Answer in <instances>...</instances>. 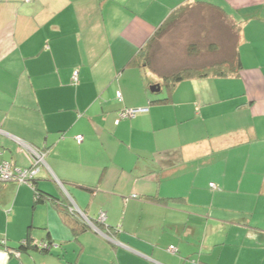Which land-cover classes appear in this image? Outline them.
Wrapping results in <instances>:
<instances>
[{"label": "crops", "instance_id": "crops-1", "mask_svg": "<svg viewBox=\"0 0 264 264\" xmlns=\"http://www.w3.org/2000/svg\"><path fill=\"white\" fill-rule=\"evenodd\" d=\"M184 5L228 21L215 61L242 68L156 97L164 73L133 58ZM22 144L48 150L38 191L94 225L1 183L0 264H264V0H0V162L30 167ZM205 158L220 173L196 179Z\"/></svg>", "mask_w": 264, "mask_h": 264}, {"label": "trees", "instance_id": "trees-1", "mask_svg": "<svg viewBox=\"0 0 264 264\" xmlns=\"http://www.w3.org/2000/svg\"><path fill=\"white\" fill-rule=\"evenodd\" d=\"M191 8L192 6L190 7L188 5H184V6H181L173 10V12L160 24L154 36L151 37L150 40L134 56L133 64H138L140 63L141 60H144L149 65L150 68H153V64H151V62H152V56L154 52V46L156 45V43H158V40L167 33L170 27H172L178 21L187 19V17L185 16L188 13L191 15V12L189 11L191 10ZM221 16L226 17L225 14H221ZM223 21H220V19L212 21L213 29H207L209 33L207 32L205 33L206 36L211 35L210 37L212 38V40L209 41L207 45L208 50L211 52L218 51V48H219L217 45H215V43L217 44L219 41H215V43L213 42V35H214V39L220 40L221 38L217 36L218 33L223 32V30L225 31V28L230 30V27H226V24L228 21L226 22L225 25L222 23ZM207 30H204V31H207ZM210 30H212L211 34H210ZM232 38H235V36ZM232 38H230L229 40L231 41ZM219 43L218 45H220V48H223L221 47V44ZM188 49L191 55H196V54H199L200 52V45L197 43H191ZM240 68H242L241 60H240L238 52H236V54L232 57L231 60L211 61L209 63L184 66L169 74H165V75L160 74L161 81L159 82V85L161 86V89H167V92H169L173 88H175L178 83L184 80L200 79V78H207V77L235 76L238 74V71ZM167 99L168 98H165L161 101L164 102ZM35 182H34V187H35L34 190H36V202H44L46 199H51L52 201H54L57 209L62 214L64 219H66L67 221L75 222L74 223L75 230L77 231L80 228V226L79 227L77 226L78 224L76 222L77 218H79L78 215L75 212H72L70 210V206L66 205L61 198H58V197L52 198L50 197L49 194L38 191V189L36 188ZM30 245H31L30 240L27 239L24 242L22 241L20 247L18 248V251H23L24 249L30 247ZM0 246H1V243H0ZM36 248L40 249L41 251H46L48 249V248H41L39 246H37Z\"/></svg>", "mask_w": 264, "mask_h": 264}, {"label": "rangeland", "instance_id": "rangeland-1", "mask_svg": "<svg viewBox=\"0 0 264 264\" xmlns=\"http://www.w3.org/2000/svg\"><path fill=\"white\" fill-rule=\"evenodd\" d=\"M195 12L196 10L192 12V15L188 13L185 16L187 19L178 21L172 27H170L167 33L162 38H160L158 43H156L154 46L151 64H153L155 67H158L164 74H169L184 66L209 63L211 61L220 59L222 60L225 58V53H223V56L219 51L211 52L208 50L207 45L209 41L212 40L210 37L211 35L206 36L205 33H209V31H204L205 22L199 15L195 16ZM190 18H193L191 25L188 22ZM210 27V29H213L212 26ZM211 33L212 30H210V34ZM191 43H197L200 45L199 54H190L188 47ZM166 94L167 89H163L160 93H155L154 95L156 97L162 98L166 97ZM215 110L218 111L219 108L217 107ZM198 123L199 121L195 120V124L197 125ZM218 123H216V125ZM205 130L206 127L204 126L196 129L190 125L189 132L191 131L192 133L190 135L191 140H195L197 138L200 139V134L202 135V132ZM150 159H152V156H150ZM208 161L209 159L205 158L203 161L194 164L193 168L191 167V171L189 172L192 173L193 176H196V179L200 178L201 175L220 173V170L216 169L215 167L209 170V165L207 164ZM71 203L74 205L72 201Z\"/></svg>", "mask_w": 264, "mask_h": 264}, {"label": "built area", "instance_id": "built-area-1", "mask_svg": "<svg viewBox=\"0 0 264 264\" xmlns=\"http://www.w3.org/2000/svg\"><path fill=\"white\" fill-rule=\"evenodd\" d=\"M78 72H74V79H77ZM120 96V93H119ZM147 108H134V109H128L124 110L120 117L126 118V117H133L138 112L145 111ZM79 142L82 141L83 136H77L76 137ZM24 150L28 153V155L31 158L32 164L28 168H21L17 166L13 162L3 161L0 162V184L6 183V182H18L20 184H26L30 186L31 188L34 187V182L38 176V173L43 165L46 164L45 158L48 154V150L46 149H38L33 147L30 144H22ZM212 187H215L214 184H211ZM136 195H134L135 197ZM70 210L72 212H75L78 217L86 222L87 224L94 225V222L92 219H90L82 210H80L77 206H71ZM107 218V215L105 212H101L99 215V221H105ZM41 247H47V245L42 244ZM12 253L16 255H20V251L18 250H10ZM169 251L172 253L177 252V248L175 246H170Z\"/></svg>", "mask_w": 264, "mask_h": 264}, {"label": "water", "instance_id": "water-1", "mask_svg": "<svg viewBox=\"0 0 264 264\" xmlns=\"http://www.w3.org/2000/svg\"><path fill=\"white\" fill-rule=\"evenodd\" d=\"M160 90H161V86L160 85H153V86H151V91L152 92H160ZM42 244H45V245H47V247L46 248H50V244L49 243H39V244H35L34 246L35 247H37V246H39V247H41L40 245H42ZM41 248H45V247H41Z\"/></svg>", "mask_w": 264, "mask_h": 264}]
</instances>
